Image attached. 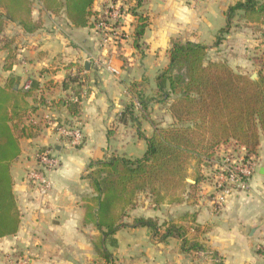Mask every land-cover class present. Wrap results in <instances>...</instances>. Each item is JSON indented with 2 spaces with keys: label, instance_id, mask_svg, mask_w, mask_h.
<instances>
[{
  "label": "crops",
  "instance_id": "obj_1",
  "mask_svg": "<svg viewBox=\"0 0 264 264\" xmlns=\"http://www.w3.org/2000/svg\"><path fill=\"white\" fill-rule=\"evenodd\" d=\"M30 1L31 20L40 26L28 32L18 22L6 21L0 42V84L13 78L18 87L30 82L32 88L15 128L20 154L10 165L19 224L15 234L0 238V264H264L263 136L248 189L229 196L220 209L208 197L212 165L200 162L189 168L190 180L178 192L180 202L155 205L146 194L138 195L122 219L127 225L105 240L108 262L96 250L104 236L85 221L86 206H94L88 200L97 196L87 178L90 163L112 154L142 156L155 117L172 119L167 105L153 98L155 77L168 63L171 41L204 44L209 59L226 61L239 72L253 69V74L261 65L254 57L264 52L255 28L264 23L233 25L216 44L227 7L239 0H121L126 9L119 24L122 39L103 45L95 22L105 0H94L85 27H74L64 11L53 14L40 0ZM137 16L146 23L138 46L133 38ZM139 95L146 107L140 104L137 122L120 121L122 113L129 119ZM67 102L78 105L77 115L68 111ZM76 123L84 138L73 147L58 137L54 125ZM42 150L59 160L56 168L44 171L49 181L45 192L37 181L25 178L28 170H41L37 155ZM197 177L196 197L188 199V186ZM186 212L195 213L196 223L205 229L198 240L207 254L191 256L182 251L179 239L159 242L150 227L131 225L139 217L178 222Z\"/></svg>",
  "mask_w": 264,
  "mask_h": 264
},
{
  "label": "trees",
  "instance_id": "obj_2",
  "mask_svg": "<svg viewBox=\"0 0 264 264\" xmlns=\"http://www.w3.org/2000/svg\"><path fill=\"white\" fill-rule=\"evenodd\" d=\"M40 1L53 14L64 11L74 27L87 26L93 14L94 0ZM31 11L30 0H0V42H3L6 21L18 22L28 32L36 30L40 24L31 20ZM225 17L226 23L218 30L216 44L239 22L263 24L264 0H239L227 7ZM145 27V17L137 16L133 31L136 46ZM254 62L261 65L252 78V73L239 72L226 61L209 59L204 44L178 38L171 41L168 63L155 77L153 98L167 104L173 123L162 126L152 122L154 128L145 137L146 149L142 156L111 155L89 166L87 178L97 196L88 200L94 206H86L85 221L93 222L104 236V240L96 242V250L105 261L111 256L105 249V240L111 241L116 230L127 225L122 219L127 209L135 205L139 194H146L155 205L180 202L178 192L187 185L190 162L194 159L199 164L203 153L213 152L220 144L233 142L243 146L247 155L257 154L260 138L264 137V52L259 58L254 57ZM31 89V86L28 90L18 87L13 78L0 84V238L15 234L18 229L19 214L10 165L20 154L15 128L27 110L25 98ZM137 100L145 109L140 95ZM67 107L70 113L78 114L77 104L67 102ZM132 113L129 110L131 117ZM123 117L122 113L121 121ZM208 155L207 160L211 157ZM199 179L189 184L188 199L196 197ZM195 215L186 212L178 222L162 223L139 217L131 225L150 227L159 242L175 237L180 240L182 251L193 256L205 250L198 240L205 229L196 223Z\"/></svg>",
  "mask_w": 264,
  "mask_h": 264
},
{
  "label": "built area",
  "instance_id": "obj_3",
  "mask_svg": "<svg viewBox=\"0 0 264 264\" xmlns=\"http://www.w3.org/2000/svg\"><path fill=\"white\" fill-rule=\"evenodd\" d=\"M125 15L126 9L121 0L104 1L102 15L95 22V28L100 34L103 45L109 42L116 45L122 39L123 33L119 29V24L123 21ZM103 64L107 68H111L108 62ZM30 86V82H25L22 89L28 90ZM54 129L58 137L65 139L73 147L83 142V131L77 123L71 125L55 124ZM213 152L214 156L206 161L209 165H212L207 183L211 184L208 193L209 200L214 209L217 210L222 207L229 196L237 192H245L248 189L257 163L255 156L247 155L243 146L233 142L220 144ZM37 161L41 170H28L25 178L27 182L37 181L41 192H45L49 187V181L44 175V171L56 168L59 160L50 150H42L37 155ZM200 253L207 254L204 251H200Z\"/></svg>",
  "mask_w": 264,
  "mask_h": 264
},
{
  "label": "rangeland",
  "instance_id": "obj_4",
  "mask_svg": "<svg viewBox=\"0 0 264 264\" xmlns=\"http://www.w3.org/2000/svg\"><path fill=\"white\" fill-rule=\"evenodd\" d=\"M240 23V22H239ZM242 24V23H241ZM255 31H257L258 33H260V38H262L263 40H264V27H262V28H255ZM262 53V52H261ZM261 53H259L260 55H261ZM254 70L253 69H248L246 72L247 73H249V74H251L252 72H253ZM160 105H162V104H165V103H159ZM167 105V104H166ZM133 108H134V112L132 113L133 114V117H131V115L129 114V116H128V118L129 119H125V115H124V117H123V119H124V121H122V122H125V121H132V123H136L137 122V115L136 114H139V113H137V110L139 111L141 108H140V103L138 102V100L136 99V103L133 105ZM141 118V117H140ZM156 118V122H154V123H160L162 126H167V125H170V124H172L173 123V121H172V119H170V120H162V117H159V116H156L155 117ZM119 120H120V117H119ZM121 121V120H120ZM142 122L145 124V120H142ZM165 124V125H164ZM152 133V132H151ZM151 135V134H150ZM215 149V148H214ZM201 152H204V151H201ZM212 151H209L208 153H203V155L200 157V159H201V162L203 163V164H208L209 165V163H206V161H207V159H206V157L207 156H209L208 154L210 153L211 154V157L212 156H214V152H212ZM112 155H114V154H112ZM111 156V155H110ZM210 158V157H209ZM208 158V159H209ZM193 165H195V160L193 159L191 162H190V167H192ZM198 165V164H197ZM189 167V168H190ZM189 170V169H188ZM187 177H188V172H187Z\"/></svg>",
  "mask_w": 264,
  "mask_h": 264
},
{
  "label": "water",
  "instance_id": "obj_5",
  "mask_svg": "<svg viewBox=\"0 0 264 264\" xmlns=\"http://www.w3.org/2000/svg\"><path fill=\"white\" fill-rule=\"evenodd\" d=\"M85 67H88V62L85 63ZM256 76L255 73L251 74V77L254 78ZM190 179L186 177V181H189Z\"/></svg>",
  "mask_w": 264,
  "mask_h": 264
}]
</instances>
